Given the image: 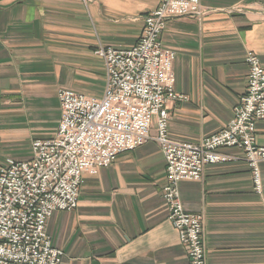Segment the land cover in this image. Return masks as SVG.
I'll return each mask as SVG.
<instances>
[{"label":"crops","instance_id":"obj_1","mask_svg":"<svg viewBox=\"0 0 264 264\" xmlns=\"http://www.w3.org/2000/svg\"><path fill=\"white\" fill-rule=\"evenodd\" d=\"M159 3L0 0V166L28 157L34 138L55 134L60 87L104 94V61L94 50L99 43L133 46L144 16ZM202 6V19L172 18L163 34L177 50L175 88L187 96L170 106L169 133L193 142L232 118L246 90L247 52L264 66V0H202ZM256 137L264 146V121ZM222 151L236 158L181 180L182 202L204 217L208 264H264V161L258 193L243 151ZM165 180L164 154L153 139L85 173L78 208L54 212L48 221L64 264H190L168 219Z\"/></svg>","mask_w":264,"mask_h":264},{"label":"built area","instance_id":"obj_2","mask_svg":"<svg viewBox=\"0 0 264 264\" xmlns=\"http://www.w3.org/2000/svg\"><path fill=\"white\" fill-rule=\"evenodd\" d=\"M177 3L192 6L180 7ZM186 7L198 13L201 1L161 0L157 10L147 17L145 30L136 45L127 50L108 47L97 50L107 64L108 86L104 96L97 99L69 89L60 90L64 114L59 138L36 141L32 145L35 162L33 157L32 163H15L10 165V173L0 172V187L7 185L18 191L27 188V198L31 197L32 202L38 199L37 203L42 204L38 208L30 207L31 211H22L13 200L11 205L0 201V264H27L29 254L12 238L27 237L28 244L39 239L43 216L53 209H73L77 205L78 184L84 170L96 172L98 166L109 165L120 153L147 141L151 138L153 120L157 123L156 140L167 160L168 184L164 197L169 218L181 241L189 245L191 264H207L200 234L203 216L184 211L177 183L181 179L201 178L207 164L235 159L220 150L238 147L245 152L252 167L257 192L261 191L258 163L264 159V147L256 145L253 132L255 119H264V69L255 55L247 57L250 72L246 92L235 106L233 120L227 127L199 143L173 140L169 136L170 104L182 95L174 88L172 64L176 52L163 47L158 39L167 18L187 14ZM60 155L62 159H57ZM44 162H50L54 170H44L41 167ZM49 195L56 200L47 206ZM21 197L26 199L19 195L18 202ZM46 208L50 209L47 213ZM24 220L37 226L18 227ZM5 238H10L12 244L4 245Z\"/></svg>","mask_w":264,"mask_h":264},{"label":"rangeland","instance_id":"obj_3","mask_svg":"<svg viewBox=\"0 0 264 264\" xmlns=\"http://www.w3.org/2000/svg\"><path fill=\"white\" fill-rule=\"evenodd\" d=\"M161 1V0H160ZM201 1V9L199 10V12L198 13H193V11H190L189 10V8L188 7H186V13L187 14H185V15H183V16H171V17H168L167 18V20H166V25H165V27H164V29L163 30H161L162 32H160L159 33V39H158V41L160 42V43H162L163 44V47L165 46V47H170V46H167L165 43H164V41H163V34H164V32L166 31V28H167V25H168V21L170 20V19H172V18H180V17H185V16H193V17H197V18H200V19H202L203 18V15L205 14V11H204V8H203V6H202V0H200ZM160 4V3H159ZM178 4V6H180L181 4H179V3H177ZM186 5H188V4H186V3H184V4H182L180 7H182V6H186ZM159 6V5H158ZM158 6L155 8V9H153L151 12H149L148 14H146L145 16H144V24H143V27H142V32H141V34H140V37H139V39L141 38V36H142V34H143V30H145V25H146V20H147V17L149 16V15H151L154 11H156L157 10V8H158ZM189 7H191L192 6V4L191 5H188ZM238 9H242L241 7H238ZM139 39H138V41L134 44V45H136L138 42H139ZM133 45V46H134ZM106 47H108V48H114V49H118V50H120V49H124V50H127V49H129V48H131V47H125V48H121V47H116V46H113V45H109V44H102V43H99V45H98V47L94 50V53L97 55V56H99L103 61H104V67H105V71H106V85H105V89H104V94H105V91H106V88H107V86H108V72H107V64H106V60H105V57L103 56V55H99L96 51L97 50H99L100 48H106ZM170 48H172V47H170ZM175 52H176V57L173 59V64H172V66H173V76H174V84H175V62H176V59H177V50L175 49V48H172ZM249 54H253V55H255L256 56V58L258 59V61H259V63H260V65H261V67L264 69V66L262 65V62H261V59H260V56L256 53V52H254V51H248L247 52V54H246V56H245V62H246V64H247V66H248V75H249V72H250V66H249V64H248V62H247V57H248V55ZM171 70H172V68H171ZM247 82H248V76H247ZM175 88V87H174ZM246 88H247V84H246ZM62 89H69V90H73V91H75V92H77V93H81V94H84L85 96H87V97H91V98H97V99H101L103 96H104V94L100 97V96H93V95H88V94H85V93H82V92H79V91H76V90H74V89H71V88H66V87H60L59 89H58V92H57V94H58V99H59V102H60V119H59V122H58V126H57V130H56V132H55V134L53 135V136H51V137H45V138H40V137H37V138H34L32 141H31V153L29 154V156L28 157H26V158H24V159H9V160H7L6 162H5V164H2L1 166H0V172H2V170L4 171V172H9V169H10V165H12V166H15V163L16 164H18V163H21L22 165H25V163L26 162H30V163H32L31 161L33 160V157H35V155H34V152H33V150H32V145H33V143H35L36 141L38 142V141H45V142H47V140H53V139H55L56 137H57V139L59 138L58 136V133H59V130H60V123H61V119H62V116H63V114H64V111L62 110V105H61V100H60V96H59V93H60V90H62ZM175 91L179 94V95H182V97H178V98H176L175 100H173V102L170 104V106H172V105H175V104H177L178 102H181V101H184V100H186L187 99V96H186V94H184V93H181V92H179V91H177L176 90V88H175ZM245 92H246V90H245ZM244 92V93H245ZM244 95V94H243ZM240 98H242V96L240 97ZM240 101V100H239ZM239 101H238V103H239ZM237 103V104H238ZM236 104V105H237ZM236 107H234V109H235ZM171 109V108H170ZM170 109H169V113H170ZM234 109H233V116H232V118L230 119V121L228 122V124L229 123H231V121L233 120V117H234V114H235V111H234ZM170 116H171V114H170ZM169 120H170V117H169ZM169 120H168V129H169ZM259 121H264V119H262V118H257V119H255V121H254V126H255V130H254V132H253V136H254V139H255V143H256V145L257 146H260V147H264V146H261L260 144H258V142H257V137H256V132H257V123L259 122ZM155 123V125H156V129H155V131H156V133L155 134H152V128H153V124ZM228 124L225 126V127H227L228 126ZM224 127V128H225ZM224 128H222L221 130H219L218 132H216V133H219L220 131H222ZM216 133H213V134H216ZM158 134V130H157V123H156V120H153V122H152V125H151V138H149L148 140H151V139H153V140H155V141H157L156 140V135ZM213 134H210V135H208V136H211V135H213ZM58 135V136H57ZM169 136H171L170 135V133H169ZM208 136H205V137H203L201 140H199V141H197L198 143L199 142H201V141H203V139L204 138H206V137H208ZM171 138L173 139V140H177V138H174V137H172L171 136ZM147 140V141H148ZM181 140V139H180ZM185 141H188V140H185ZM158 142V141H157ZM191 142H193V141H191ZM197 142H194V143H197ZM159 144V143H158ZM225 148H232V147H223V148H221V152H223L222 150H224ZM235 148H238V147H235ZM240 149V148H239ZM242 150V149H241ZM129 151H131V150H129ZM243 151V150H242ZM126 152H128V151H126ZM36 153V152H35ZM122 153H124V152H122ZM122 153H120V154H122ZM224 153V152H223ZM119 154V155H120ZM227 154V153H226ZM36 155H37V153H36ZM118 155V156H119ZM118 156L109 164V165H107V166H110L117 158H118ZM232 156V155H231ZM62 157V155H60V156H58V157H56L57 159H62L61 158ZM234 157V156H233ZM234 158H236V157H234ZM243 158L246 160V162L248 163V166H249V168L251 167L250 166V163H249V161L246 159V154H245V152L243 151ZM231 160H233V159H231ZM36 161V157H35V159H34V162ZM230 161V160H229ZM262 161H264V159L263 160H261V161H259V163H258V167H259V172H260V185H261V191L260 192H258V193H261L262 192V174H261V169H260V163L262 162ZM227 162V161H226ZM46 163H47V165H46ZM44 162V163H42L41 164V167H43V169L44 170H47V169H50L51 171H53L54 170V168H52V166H51V164H50V162ZM107 166H98L96 169V172H92V171H90V170H84L85 172L83 173V175L85 174V173H90V174H96L97 172H98V170L100 169V168H103V167H107ZM252 168V167H251ZM251 168H250V171H251ZM10 173V172H9ZM251 174H252V180H253V184H254V176H253V173H252V171H251ZM83 175H82V177H81V180L82 181H80V183L78 184V193H79V195H78V198H77V205H75V207L73 208V209H67V208H64V207H62V208H57V209H53L49 214H47L46 215V217L45 216H43V218H42V221H44V224H43V228H42V230H38L39 231V233H40V237H39V239H37V240H35V241H33V242H31V243H27V237H20V239H18L17 237L15 238V237H13L12 238V241L13 242H17V244H18V246H19V248L23 251V252H25V253H28L29 254V256L30 257H28L27 259H26V263L27 264H64V258H65V252H64V250L62 249V248H60V247H58L57 245H55V243H54V241H53V238H52V235L49 233V231H48V221H49V219L51 218V216L53 215V213L54 212H58V211H68V212H71V211H74V210H76L77 208H78V206H79V202H80V193H81V187H82V182H83ZM165 182L167 183V172H166V180H165ZM168 184V183H167ZM167 184H165L164 185V193H163V197H164V194H165V191H166V185ZM254 189L256 190V188H255V184H254ZM51 190H52V188H51ZM177 190H178V195H179V200H180V202H181V204H182V206H183V209H184V211L186 212V213H189V214H194V215H200V216H203L201 213H193V212H189V211H187L186 209H185V207H184V204H183V202H182V198H181V194H180V189H179V183H177ZM256 191H258V190H256ZM27 192H28V190H27V188L26 189H24V190H20V191H18L17 189L15 190V189H13L12 187H10V186H7V185H4V186H1L0 187V201H2V202H7L8 201V204H10L11 205V203H12V200L15 202V205L17 206V207H19V209L21 210L22 209V211H31L30 210V207H36L37 206V208L38 207H40L42 204H38L37 203V201H38V199H36L34 202H32L31 200H33L31 197H28L27 198ZM15 195H17V197H19V195H24L25 197H26V199L25 198H23V197H21L20 199H19V202H18V199H17V197L15 196ZM48 198V204H47V206L49 205V203H50V201L51 200H53V201H55L56 200V197H54L53 196V198H51L50 197V195H49V197H47ZM164 200H165V203H166V206H167V201H166V199H165V197H164ZM12 207V206H11ZM12 208H14V207H12ZM167 209H168V219L170 220V218H169V207L167 206ZM50 211V209H47L46 208V213L47 212H49ZM0 216H1V214H0ZM2 217V216H1ZM203 218V229L201 230V232H200V234H201V238H203L204 239V245H205V231H204V217H202ZM170 222L172 223V225H173V227L175 228V230L178 232V230L176 229V227L174 226V222L173 221H171L170 220ZM23 225H26V226H30V227H34V226H37L34 222H27L26 220H24V222L22 223V224H20V223H18L17 224V226L18 227H22ZM178 237H179V240H180V243L183 245V247L185 248V251H186V254H187V256H188V258H189V261L191 260V257H190V249H188V247H189V245L188 244H185V243H183L182 241H181V239H180V235H179V233H178ZM12 241L10 240V238H5V242H4V245H6V246H8V245H11L12 244ZM203 248H204V250H205V253L207 252L206 251V246H203ZM206 258H207V254H206ZM190 264H191V261H190ZM207 264H208V262H207Z\"/></svg>","mask_w":264,"mask_h":264},{"label":"bare ground","instance_id":"obj_4","mask_svg":"<svg viewBox=\"0 0 264 264\" xmlns=\"http://www.w3.org/2000/svg\"><path fill=\"white\" fill-rule=\"evenodd\" d=\"M168 133H169V129H168ZM145 142H147V141H145ZM145 142H143L142 144H144ZM142 144L136 146L134 149H136L137 147L141 146ZM134 149H132V150H134ZM132 150H131V151H132ZM162 152H163V151H162ZM163 154H164V153H163ZM164 158H165V156H164ZM165 163H166V172H167V160H166V158H165ZM207 165H209V164H207ZM207 165H205V167H206ZM205 167H204V169H205ZM181 180H183V179H181ZM181 180H180V181H181ZM180 181H179L178 183H180ZM166 184H167V183H166Z\"/></svg>","mask_w":264,"mask_h":264}]
</instances>
